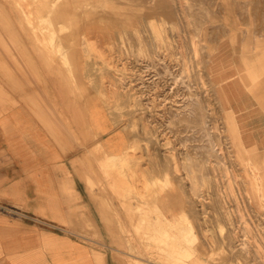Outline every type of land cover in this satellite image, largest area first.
I'll return each instance as SVG.
<instances>
[{
	"label": "rangeland",
	"instance_id": "1",
	"mask_svg": "<svg viewBox=\"0 0 264 264\" xmlns=\"http://www.w3.org/2000/svg\"><path fill=\"white\" fill-rule=\"evenodd\" d=\"M37 54L126 135L83 180L131 264H264V0H0V87Z\"/></svg>",
	"mask_w": 264,
	"mask_h": 264
},
{
	"label": "crops",
	"instance_id": "2",
	"mask_svg": "<svg viewBox=\"0 0 264 264\" xmlns=\"http://www.w3.org/2000/svg\"><path fill=\"white\" fill-rule=\"evenodd\" d=\"M49 57L1 79L0 264H131L125 236L110 229L108 240L83 180L98 150L120 155L126 135L67 87ZM235 109L243 141L264 147L263 126Z\"/></svg>",
	"mask_w": 264,
	"mask_h": 264
},
{
	"label": "bare ground",
	"instance_id": "3",
	"mask_svg": "<svg viewBox=\"0 0 264 264\" xmlns=\"http://www.w3.org/2000/svg\"><path fill=\"white\" fill-rule=\"evenodd\" d=\"M7 36V35H6ZM17 37V36H16ZM27 64V63H26ZM29 64V63H28ZM25 71V70H24ZM60 95V94H59ZM54 102V101H53ZM62 103V102H61ZM73 116V115H72ZM77 116V115H76ZM70 128V127H69ZM80 132V131H79ZM90 138V137H89ZM83 145V144H82ZM109 180V179H108Z\"/></svg>",
	"mask_w": 264,
	"mask_h": 264
}]
</instances>
